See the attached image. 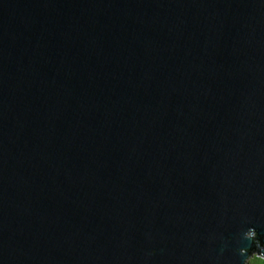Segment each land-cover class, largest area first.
Returning <instances> with one entry per match:
<instances>
[{
    "label": "water",
    "instance_id": "water-1",
    "mask_svg": "<svg viewBox=\"0 0 264 264\" xmlns=\"http://www.w3.org/2000/svg\"><path fill=\"white\" fill-rule=\"evenodd\" d=\"M264 256V0H0V264Z\"/></svg>",
    "mask_w": 264,
    "mask_h": 264
},
{
    "label": "rangeland",
    "instance_id": "rangeland-1",
    "mask_svg": "<svg viewBox=\"0 0 264 264\" xmlns=\"http://www.w3.org/2000/svg\"><path fill=\"white\" fill-rule=\"evenodd\" d=\"M249 263L250 264H264V256L253 253V255L249 257Z\"/></svg>",
    "mask_w": 264,
    "mask_h": 264
},
{
    "label": "flooded vegetation",
    "instance_id": "flooded-vegetation-1",
    "mask_svg": "<svg viewBox=\"0 0 264 264\" xmlns=\"http://www.w3.org/2000/svg\"><path fill=\"white\" fill-rule=\"evenodd\" d=\"M249 259V258H248Z\"/></svg>",
    "mask_w": 264,
    "mask_h": 264
},
{
    "label": "trees",
    "instance_id": "trees-1",
    "mask_svg": "<svg viewBox=\"0 0 264 264\" xmlns=\"http://www.w3.org/2000/svg\"><path fill=\"white\" fill-rule=\"evenodd\" d=\"M250 264V263H249Z\"/></svg>",
    "mask_w": 264,
    "mask_h": 264
}]
</instances>
